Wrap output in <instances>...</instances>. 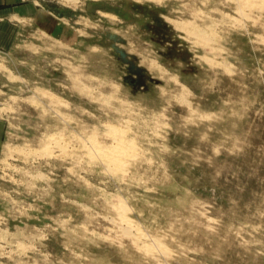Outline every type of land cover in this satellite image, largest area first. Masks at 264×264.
Instances as JSON below:
<instances>
[{
	"label": "rangeland",
	"instance_id": "obj_1",
	"mask_svg": "<svg viewBox=\"0 0 264 264\" xmlns=\"http://www.w3.org/2000/svg\"><path fill=\"white\" fill-rule=\"evenodd\" d=\"M0 264H264V0H0Z\"/></svg>",
	"mask_w": 264,
	"mask_h": 264
},
{
	"label": "crops",
	"instance_id": "obj_2",
	"mask_svg": "<svg viewBox=\"0 0 264 264\" xmlns=\"http://www.w3.org/2000/svg\"><path fill=\"white\" fill-rule=\"evenodd\" d=\"M5 1V0H4ZM6 1H10V0H6ZM16 8V10L15 11H18V12H16L15 14L17 15V16H22L21 14H22V12H20V9H21V7H20V5H18V6H15Z\"/></svg>",
	"mask_w": 264,
	"mask_h": 264
}]
</instances>
